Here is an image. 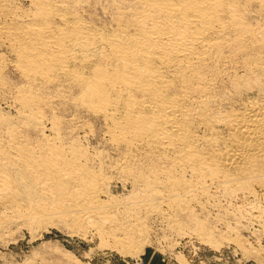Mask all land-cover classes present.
Segmentation results:
<instances>
[{"label":"bare ground","instance_id":"obj_1","mask_svg":"<svg viewBox=\"0 0 264 264\" xmlns=\"http://www.w3.org/2000/svg\"><path fill=\"white\" fill-rule=\"evenodd\" d=\"M105 1L110 25L95 21L91 0H0V94L10 92L22 122L43 133L26 141L25 126L11 125L6 140L2 134L0 206L14 209L30 228L53 221L55 209L62 218L79 215L78 206L104 223L115 218L102 210L106 177L89 167L92 158L45 133L60 125L51 117L48 128L44 109L69 98L103 118L110 145L121 153V163L109 167L131 179L146 175L143 165L153 166L165 170L169 190L181 195L202 185L189 179L184 185L172 176L176 169L234 189L264 175V28L250 21L251 10L264 13V0ZM240 58L243 75L228 70ZM9 67L22 79L13 90L3 74ZM135 153L146 162L139 168L130 162ZM166 192L171 204L159 213L190 216V205L181 204L186 197L179 202ZM22 196L30 203L23 205ZM48 197L63 203L52 208Z\"/></svg>","mask_w":264,"mask_h":264},{"label":"rangeland","instance_id":"obj_2","mask_svg":"<svg viewBox=\"0 0 264 264\" xmlns=\"http://www.w3.org/2000/svg\"><path fill=\"white\" fill-rule=\"evenodd\" d=\"M93 2L94 0H91V9H89L93 12L92 10L95 8L97 11L94 10L93 15L97 16V12H99L98 16L100 17L97 16L95 21L98 24L110 25V13L107 2L105 0H95ZM105 4L107 5L105 6ZM98 7L101 8L99 9ZM250 13H253L251 14L252 19L250 21L255 26L264 28V13L257 10H251ZM254 15H256L255 18ZM102 17L103 20L105 19L104 21L101 20ZM260 18L262 19L260 20ZM239 60L236 67L228 68V70H239L238 73L243 75L245 73L243 70H246V68L242 64L243 58ZM3 74L6 81H8L9 88L11 84L15 86L18 82H20L18 85H22V79L17 71L9 67L7 70H4ZM20 79L21 81H19ZM18 85L15 87L11 86L12 89H10L13 90ZM231 88L230 90H232ZM50 92H46L47 95L54 94V92ZM2 94H0V139L2 137H4V140L7 139L8 129L11 125H18L19 129L20 126L21 128L23 126L26 127V129L24 127V130L23 128L21 129L24 134L25 132L27 134L25 136L23 135V139L26 138V141H36L41 138L43 133L41 132L39 134L40 131H37L38 129L34 125L23 123L21 117H19L17 107L11 101H8L12 100V94L10 92H6L4 95ZM2 96H5V99H2L4 98ZM72 100L69 98L63 102L61 101L62 104L61 102L56 103L53 105L54 108L53 106H48L44 109L45 113L48 112L46 114V119H49L48 121L50 122L46 121L48 128L52 123V120H50L51 117L52 119H58L56 121H59V125L62 126L61 128H64L61 132L60 126H58L57 131L51 132V130H48L45 133L47 135L52 133L53 135L56 134V137L62 145L67 148L71 147L74 143L75 146L80 148L81 152L83 151L92 158L88 163L89 167L95 172L102 173L106 177L100 188L102 190L104 187L103 192L99 191L100 199L103 202L102 205L104 204L102 210L106 209L108 211L110 209L108 212L112 216L115 215V220L112 219L113 221L104 223L103 220L97 217H90V213H86L84 210L82 211L83 207L78 206L73 208L80 212L79 215L77 214L78 216L75 214L71 218H62V214L60 215L58 210L55 209L51 214V216H56H52L53 221L49 220L51 222L47 221L45 224L42 223L37 227L32 226L30 228L24 218L13 214L14 209L10 208L7 210L5 207V210L3 206H0V217L4 215L7 219L5 223L3 221L0 223V264H264L263 174L247 179L244 185H239L237 189H234V183L230 184V182L226 185L223 184L224 186H216V184H210V181H206V184L204 178L195 177L198 179L196 181L193 177L194 175H191L190 172L183 173L181 169V171L176 169V173L179 172L180 175L173 173L172 176L181 178L184 185L189 180V183L197 182L202 185L200 187L196 183L197 193L189 191L183 192L180 195L178 192L169 190V177H167L165 170H158L156 172L153 166H151V169L155 171L151 170L149 165H143L145 161L142 162L140 155L135 153L132 157L130 156V162L133 161L132 163L136 164L138 168L140 165H143L146 170V175L151 176L154 172V176H139V179L138 177H132L131 179L128 176V178L122 175L120 171L115 170V168L109 167L115 163H121V153L120 150L114 149L110 145L103 118L93 113L90 114L87 110H83V108L77 106L76 102ZM57 105L58 107H55ZM71 119L72 121L70 122ZM60 122L62 123L60 124ZM34 132L38 135H35ZM3 133H5V136H2ZM28 135L31 136L29 137ZM64 135L70 136L72 140L70 139L71 141L69 142V138ZM63 136L68 140V143H66ZM35 137L39 138L37 139ZM136 157L139 158L137 159ZM104 158L106 159L104 160ZM105 163L108 164L102 165ZM139 163L141 164L137 165ZM148 170L151 172L148 173ZM155 175H157V179L153 180ZM190 175L193 177V180ZM137 180L139 182H136ZM225 186L228 187L225 188ZM204 187L205 189H203ZM200 189H202L201 191L205 190L203 194L199 191ZM206 190L209 191L208 194ZM161 191H163V195H161ZM165 192L166 194H171L173 196L172 198L175 197V200H179L182 197L183 199H181L183 201L186 197L181 204L190 205V216H185L186 213L184 212L183 214H178V218H176V212L175 218L174 213H171L170 216L168 214L165 216L161 215L158 209H167L169 203L171 204V201L169 203L167 202L168 199L165 198ZM198 192L199 195H196ZM185 193H193L194 197L190 194L187 196ZM189 198L190 201L188 200ZM27 199L22 196L20 201L22 204L25 203L23 205H27L28 202H25ZM51 199L53 201L50 203ZM102 199L108 203H104ZM43 200L50 205L53 203L52 208H55V205L63 203L58 198L48 197ZM198 200L200 203H198ZM28 201L30 203V199ZM201 205L204 206L202 207ZM140 206L143 208L141 209ZM66 210L68 213V209ZM192 210L195 212H192ZM191 212L193 216H191Z\"/></svg>","mask_w":264,"mask_h":264}]
</instances>
